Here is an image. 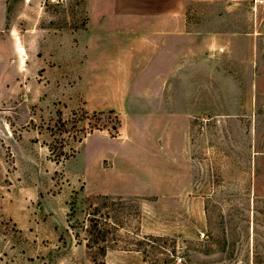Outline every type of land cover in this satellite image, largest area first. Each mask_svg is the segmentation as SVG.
<instances>
[{"label": "rangeland", "instance_id": "rangeland-1", "mask_svg": "<svg viewBox=\"0 0 264 264\" xmlns=\"http://www.w3.org/2000/svg\"><path fill=\"white\" fill-rule=\"evenodd\" d=\"M241 1L192 118L159 121L152 74L94 50L85 0H9L0 264H264V0Z\"/></svg>", "mask_w": 264, "mask_h": 264}, {"label": "crops", "instance_id": "crops-1", "mask_svg": "<svg viewBox=\"0 0 264 264\" xmlns=\"http://www.w3.org/2000/svg\"><path fill=\"white\" fill-rule=\"evenodd\" d=\"M262 2L255 0L254 7ZM8 3L0 0V32L8 22ZM241 8V0H85L94 50L98 46L108 50L115 42L123 66L152 74L159 121L177 120L179 105L192 118L194 91L199 87L195 74L203 79L211 64L225 63L218 58L227 55L226 48L235 49ZM106 61L107 67L117 65L114 59Z\"/></svg>", "mask_w": 264, "mask_h": 264}, {"label": "trees", "instance_id": "trees-1", "mask_svg": "<svg viewBox=\"0 0 264 264\" xmlns=\"http://www.w3.org/2000/svg\"><path fill=\"white\" fill-rule=\"evenodd\" d=\"M69 155H71V153H70V154H68V153H63V158H67V156H69Z\"/></svg>", "mask_w": 264, "mask_h": 264}]
</instances>
